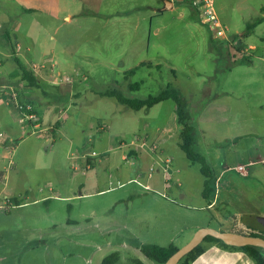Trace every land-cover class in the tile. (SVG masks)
I'll list each match as a JSON object with an SVG mask.
<instances>
[{"label":"rangeland","instance_id":"1","mask_svg":"<svg viewBox=\"0 0 264 264\" xmlns=\"http://www.w3.org/2000/svg\"><path fill=\"white\" fill-rule=\"evenodd\" d=\"M172 1L174 8L163 11L164 0H102L97 16L86 14L80 1L85 14L60 20L56 40L33 33L39 68L50 63L43 51H56L58 87L32 90L42 113L48 105L58 111L45 113L44 124L60 127L51 135L40 125L28 128L23 139L1 145L7 150L0 155V264H103L105 258L158 264L142 253L143 245L180 248L200 228L262 229L264 0H214L227 28L220 39L191 19L199 12L188 0ZM151 8L162 13L153 23ZM0 12L6 14L0 36L8 45V35L14 45L17 39L26 45L13 29L16 21L22 32L30 25L23 4L0 0ZM260 19L254 31L247 29ZM11 56L0 60L16 67ZM142 62L152 67L125 77ZM135 83L139 88L131 89ZM169 86L190 117L193 148L210 167L209 178L180 148L173 100L136 111L99 95L115 89L146 99ZM15 88H0V97ZM7 117L0 106L4 135ZM194 264L254 263L212 245Z\"/></svg>","mask_w":264,"mask_h":264},{"label":"crops","instance_id":"2","mask_svg":"<svg viewBox=\"0 0 264 264\" xmlns=\"http://www.w3.org/2000/svg\"><path fill=\"white\" fill-rule=\"evenodd\" d=\"M16 1L21 2L23 4L25 13L28 14L29 16H32V20L29 22L30 25L23 32L21 31L19 27L20 25L19 21H16L15 23H13L14 24L13 29L17 30V32H19L21 35L27 38L28 42L26 45L23 44L21 41H19V39H17L15 42L16 45L14 46H15V49H16L15 51L17 55L27 65L28 68H30L33 64H36V61L34 59V50H33L35 46L36 37L34 36L33 33H35L39 29L41 31V34H44V37H43L44 40H46V36H49L50 34L53 35L52 39L56 40V37L54 36H56L57 31L59 29L58 22L60 20L71 22L75 20L76 18H78L79 16H82L85 14V13L82 14V11H81L82 8L80 6V1L81 2L83 1V3H85L90 9V11L86 14L92 15V16L99 15L102 9V6H103L102 0H16ZM173 8H174V2H173V7L171 9ZM151 11L152 13L150 15V19L153 23L154 17L162 13H160L159 8H155V9L151 8ZM163 11H165L164 8H163ZM4 16H6V14L3 12H0V17H4ZM191 19L195 21H201L200 17L196 14ZM0 24H3V23H0ZM34 25L37 27L36 30H34V27H32ZM0 37H2L0 38V58L6 57L9 55H12L11 57H13V54L10 53L11 51H9L10 48L12 49V46L10 47L11 45L10 36L9 35L7 36V40L9 41L8 43L10 45H8L4 41V36H0ZM21 45L23 47H20ZM45 46H48V45H45ZM250 47L254 48L255 46L251 45ZM43 54L48 58L47 61L50 63L48 64V66L43 67L44 69L41 71V73H35V74L38 76V79L40 80L41 85H46V86L57 88L59 84V82H57L59 81L58 73H56L55 70L53 69L55 65L53 63V58L56 56V51L54 50V48H49L48 46V49H45V51H43ZM12 60L14 61V59ZM8 65L9 66L3 65V63L0 60V88L14 86L16 87L15 90L17 89L19 90V98L21 101L32 102L34 104L36 108V112L38 113V116L40 117L39 125L41 128L43 127L42 132H45L47 134V133L55 132L56 130H58L60 127L59 121L57 122L49 121V123L47 124H44L43 122L45 113L46 114L49 113L50 115L52 111L58 112L57 109L54 108V110H52V107L48 105V106H45V113H42L40 98H37V96L34 95L35 92L32 90L33 88H28L25 86L24 82L21 81V75L13 76L14 71L16 70L17 66L14 67L11 63H9ZM6 95L9 96L10 94L1 93L0 106H4L8 114L6 122L8 124L9 129L7 130L6 134L7 136H10L11 138L10 140H13L16 142V139H20V138L23 139L24 131L26 129L29 128V130L30 129L32 130V125L29 123L27 124L21 123L20 110L15 105L8 103L7 97H5ZM75 95L76 97L80 96L76 93ZM210 103L211 102H208V104ZM226 104L223 105L222 108L228 110L229 104L228 103ZM49 117L50 116H48L47 118ZM51 134L52 133H50V135ZM6 150L7 149H5L4 147L0 145V155L5 153ZM255 162L256 161L254 160H250L249 165H253L255 164ZM260 162L264 163V157H260ZM224 172H225V169L221 171L218 178L222 176ZM212 203H210L209 205H211Z\"/></svg>","mask_w":264,"mask_h":264},{"label":"trees","instance_id":"3","mask_svg":"<svg viewBox=\"0 0 264 264\" xmlns=\"http://www.w3.org/2000/svg\"><path fill=\"white\" fill-rule=\"evenodd\" d=\"M178 1V0H177ZM263 21V19L258 20L257 23L251 24L248 26L249 31H254L255 27L258 23ZM12 46L13 51V59L16 63V70L14 71L13 76L15 75H21V81L24 82L25 86L28 88H40V80L38 79V76L35 74L33 69L28 68L27 65L19 58L15 51V46L10 42ZM152 67L151 63L142 62L138 66L129 69L124 72V75L126 78H128L131 75H134L138 69L141 67ZM154 66V65H153ZM157 68L160 69V65H156ZM131 89H138L139 84L135 83L130 85ZM18 90V89H17ZM16 90V91H17ZM18 94V95H17ZM99 95L102 96H108L115 98L120 104L126 105L129 108L139 111L143 108H151L154 105L165 101V100H173L175 102V112L177 115V124L179 127V136H180V148L185 153L186 157L192 162V163H198L200 164L201 172L209 178L211 176V169L208 166L205 158L197 153L194 148V127L191 124L190 117L186 114V111L182 105V101L179 95V92L177 89L169 86L166 89L162 90L159 94L155 96H149L146 99H131L127 98L121 93L119 90H106L104 92H101ZM7 97V101L10 104L15 105L16 107L19 106H26L27 104H34L32 102H23L19 98V90L16 92V97H14L12 94ZM34 111L36 112V108L34 106ZM37 113V112H36ZM17 205L20 203L18 200L16 201ZM253 236H260L264 238V236L253 233L251 234ZM217 245L219 247H222L226 250H232V251H240L244 253L254 264H264V249L258 246L253 245H247L243 247H234L224 244L220 239H217L213 236H206L203 240L202 244H199L194 250H192L190 253L185 255L178 264H194L197 258H199L202 254H204L209 246ZM179 247L175 246L174 244H170L169 246H159L155 244H145L141 247V251L146 257L149 259L155 261L158 264H164L166 260L175 252L178 250ZM114 258V256H113ZM109 258H105L103 261V264H108ZM111 263V262H110ZM135 264H144L142 261H136Z\"/></svg>","mask_w":264,"mask_h":264},{"label":"built area","instance_id":"4","mask_svg":"<svg viewBox=\"0 0 264 264\" xmlns=\"http://www.w3.org/2000/svg\"><path fill=\"white\" fill-rule=\"evenodd\" d=\"M188 2H190L193 8H195L199 12L201 21L209 26L212 35L215 39H220L226 36L227 28L222 24L218 16L214 0H188ZM43 67L44 66L42 65L40 68ZM40 68L37 64H33L31 66V69H33L35 73H38L37 71ZM12 95L16 97V92L14 90ZM17 108L21 112V123H29L32 125V128L34 130H37V128L39 127L40 118L38 114L34 111V106L32 104H27L26 106L23 105ZM9 140L10 139L7 135L0 133V145H5L9 143ZM9 164H12V161H10ZM238 170L243 171V173H245L244 166H238Z\"/></svg>","mask_w":264,"mask_h":264},{"label":"water","instance_id":"5","mask_svg":"<svg viewBox=\"0 0 264 264\" xmlns=\"http://www.w3.org/2000/svg\"><path fill=\"white\" fill-rule=\"evenodd\" d=\"M183 1V0H178ZM173 7L172 0H164V10H170ZM264 220V219H263ZM206 236H213L220 239L224 244L234 247H243L247 245L258 246L264 249V238L260 236L247 235L239 232L222 231L213 228L198 229L191 240L178 248L164 264H178L180 260L201 244Z\"/></svg>","mask_w":264,"mask_h":264},{"label":"flooded vegetation","instance_id":"6","mask_svg":"<svg viewBox=\"0 0 264 264\" xmlns=\"http://www.w3.org/2000/svg\"><path fill=\"white\" fill-rule=\"evenodd\" d=\"M263 219H264V218H263ZM222 231H231V230H230V229H224V230H222ZM232 232H234V231H232ZM239 233H242V232H239ZM253 233H257V234H260V235L264 236V220H263V226H262V229H259V230H257V229H253V230H251V232H249V233H243V234L251 235V234H253ZM234 252H238V251H234Z\"/></svg>","mask_w":264,"mask_h":264}]
</instances>
